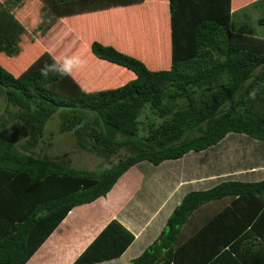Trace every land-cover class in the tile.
<instances>
[{
	"label": "trees",
	"instance_id": "trees-1",
	"mask_svg": "<svg viewBox=\"0 0 264 264\" xmlns=\"http://www.w3.org/2000/svg\"><path fill=\"white\" fill-rule=\"evenodd\" d=\"M234 10V0H0V264H26L73 209L141 162L202 152L231 133L264 141V36L235 31ZM147 108L161 122L143 135ZM56 118L103 160L98 170L39 155ZM212 203L227 222L189 240L183 229ZM216 224L208 252L190 248ZM263 224L264 180L224 181L189 192L130 264H251L239 247L264 249L253 243ZM135 238L113 220L73 264L117 259Z\"/></svg>",
	"mask_w": 264,
	"mask_h": 264
},
{
	"label": "crops",
	"instance_id": "crops-1",
	"mask_svg": "<svg viewBox=\"0 0 264 264\" xmlns=\"http://www.w3.org/2000/svg\"><path fill=\"white\" fill-rule=\"evenodd\" d=\"M234 1L236 10H234L235 21L233 23L232 28L235 31L243 32L250 36H258L256 35L255 30H250L248 25L245 24V22L247 21L245 18L236 17V12L246 11L250 8L257 9L262 1ZM253 26L254 25H252L251 27ZM209 149H212V147ZM206 151L207 150L194 153L203 154ZM191 154L192 153L190 152L183 158L177 160H167L164 161L162 164L155 166L161 167L162 165L170 161H177L179 163L182 162V160L187 159ZM230 162L231 161H229L228 158L221 157L219 163L220 165L217 169L206 170L207 168L206 166H204V168H201L205 169L204 172H201L197 176L189 174V170L186 167L184 168V172H182L181 175L173 177V180L170 182L171 188L165 187L164 182H160V175H157L159 180L158 191L160 192L159 195L157 194V196L154 192L152 185L148 188L144 187L145 181L144 177L142 176V181L140 185L133 186L134 188L132 189V191L128 195L126 194L127 196L125 198L122 197L124 198L122 201H115V199L118 198L114 199L116 195V193L114 194V192L117 188L119 189V187H121L123 181H120L123 180V178L127 177L132 169H134L136 166H140L143 163L141 162L132 167L130 170H128L119 179L112 191L108 193L107 196L102 197L91 204H86L73 209L26 264H73L79 258V256L86 250V248L93 242V240L113 220L119 221L127 229L134 233L136 237L135 241L121 257L94 264H130L133 259L139 257L151 244H153L158 238V236L161 234L162 230L164 229L167 223L168 218L171 216L175 208L181 204L183 198L189 193H184L182 192V190L188 186L205 187V183L208 181L212 182L226 180L228 176L234 174L227 172L231 166ZM258 169H260V171ZM170 170H174L171 164H169V171ZM236 176L240 177H237L235 179L242 178L244 179V182L262 181L264 180V162L259 167H254L251 174L249 173L247 175ZM160 184L162 185V187H159ZM204 190L208 189L203 188V190L196 191ZM254 207L257 209V206ZM254 207L246 206L243 207V209H249ZM88 208L90 210V213H92L93 215L85 211ZM224 208L225 206L221 203H212L197 210L195 214L191 217L188 225L183 229V233L185 232V234L188 236V239L190 240L193 237L194 233L202 229L201 226L204 223L211 222L212 220H216L217 218L219 219V224H221V222H224L225 220L227 222L228 215L226 217L224 216ZM77 209L82 211V215L77 216L75 214L77 213L75 212L77 211ZM220 215L222 216L221 218ZM238 215L240 216V214ZM77 219H81V223L78 222V225L76 224ZM73 223L76 224L77 231L75 233L74 230L73 234L70 235V239L68 240L70 245L68 246L66 244H62L60 239L57 237V234L59 233L58 230H61L69 225L71 226L73 225ZM262 227L264 229V224ZM220 229L222 228H219L216 224L214 227V230L217 231V234H215L216 236H210L209 239H206L204 236H202L199 238V240L203 242V245L191 243L190 248L195 249L200 253L208 252L206 250L210 248V245L213 246L214 243H216L217 236L222 232L220 231ZM55 232H57V234L54 235ZM258 240L259 243H253L255 245H264V238L258 237ZM260 241H262L263 243H260ZM211 242L213 244H210ZM247 242L249 243L250 240L246 241V243L244 241V243H241V246L239 247L242 250V259L245 258V261L251 264H264V249H259L250 246L247 244ZM49 244V249L43 251V249L49 246ZM55 260H57L58 262H56Z\"/></svg>",
	"mask_w": 264,
	"mask_h": 264
},
{
	"label": "rangeland",
	"instance_id": "rangeland-1",
	"mask_svg": "<svg viewBox=\"0 0 264 264\" xmlns=\"http://www.w3.org/2000/svg\"><path fill=\"white\" fill-rule=\"evenodd\" d=\"M263 1V0H259ZM240 12V13H239ZM236 12V17L245 18L247 21L245 24L248 25L250 30H255L256 35L264 36V27L258 25V19L264 16V2H262L257 9L250 8L246 11H239ZM235 18V16H234ZM235 21V20H234ZM254 25L253 27H251ZM7 115L5 113V107L1 104L0 101V117ZM141 121V134L147 135L148 126L151 123L158 124L161 120L150 111V109H146L143 115L140 118ZM47 142L49 145H43L40 149L39 155L40 156H47L53 159H69L70 164L79 169H88V170H98V168L102 165V159L97 157L93 154H89L84 150L78 148L76 145L74 137L69 133H61L58 119H53L47 128ZM239 141L238 143H236ZM237 144V149L234 145ZM245 146V147H243ZM192 154L182 162L177 161H170L161 167H157L150 162H143L140 166H136L134 169L131 170L129 175L120 182H122L121 187L117 188L114 194L116 193L115 201H122L134 188L135 185H140L142 181V176L144 177L145 185L144 187H150L152 185L154 192L157 196L159 195L158 191V176L160 175V182H164V186L167 188H171L170 182L173 180V177H177V175H181L184 172V168L187 167L189 170V174L197 176L201 172H204V166H206V170H215L219 167L221 157L228 158L230 162V168L227 171L231 174L226 178V180L220 181H208L205 183V187H185L182 192H190L196 190H203L212 188L217 184H220L227 180H239L243 181L244 179L238 178L240 176L236 175H247L251 174L254 167H259L264 162V141H259L250 138L245 134H236L231 133L229 134L222 142L218 145L212 147V149H208L203 154H196L191 152ZM169 164H171L174 170L169 171ZM237 165V166H236ZM260 171V169H258ZM169 171V173H168ZM256 182V181H251ZM148 183V184H147ZM159 187H162L160 184ZM127 194V195H126ZM124 197V198H122ZM121 198V199H119ZM87 213H90L89 208L85 210ZM77 216L82 215V211L77 209L75 211ZM86 213V214H87ZM92 214V213H90ZM93 215V214H92ZM81 223V219H77L76 224L78 225ZM76 224L69 225L64 227L61 230H58L54 233L57 234V237L60 239L62 244L70 245L68 240L70 239V235L77 231ZM50 247L47 246L44 250H48ZM58 262L57 260H55Z\"/></svg>",
	"mask_w": 264,
	"mask_h": 264
}]
</instances>
